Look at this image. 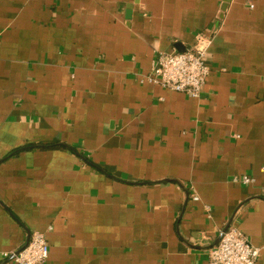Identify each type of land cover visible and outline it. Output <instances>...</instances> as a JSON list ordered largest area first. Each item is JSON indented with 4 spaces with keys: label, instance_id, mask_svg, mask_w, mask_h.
<instances>
[{
    "label": "crops",
    "instance_id": "obj_1",
    "mask_svg": "<svg viewBox=\"0 0 264 264\" xmlns=\"http://www.w3.org/2000/svg\"><path fill=\"white\" fill-rule=\"evenodd\" d=\"M222 1L0 0V264H207L230 226L264 264V0ZM198 31V97L146 80Z\"/></svg>",
    "mask_w": 264,
    "mask_h": 264
},
{
    "label": "built area",
    "instance_id": "obj_2",
    "mask_svg": "<svg viewBox=\"0 0 264 264\" xmlns=\"http://www.w3.org/2000/svg\"><path fill=\"white\" fill-rule=\"evenodd\" d=\"M210 40L209 34L198 31L192 44L183 51H157L151 70L145 75L146 80L162 88L198 97L210 71L207 63ZM232 181L249 185L254 179L240 174ZM192 199L196 200L197 196ZM48 252L44 233L31 231L25 243L4 254L3 259L15 264H45ZM258 256L259 248L252 245L238 228L230 226L220 230L217 240L208 248L207 264H255Z\"/></svg>",
    "mask_w": 264,
    "mask_h": 264
},
{
    "label": "water",
    "instance_id": "obj_3",
    "mask_svg": "<svg viewBox=\"0 0 264 264\" xmlns=\"http://www.w3.org/2000/svg\"><path fill=\"white\" fill-rule=\"evenodd\" d=\"M228 2H229V0H223V1H222L221 5H220V11H221V12H220L219 19H220V17L222 16L221 13L224 12L225 9L227 8V6H228Z\"/></svg>",
    "mask_w": 264,
    "mask_h": 264
}]
</instances>
